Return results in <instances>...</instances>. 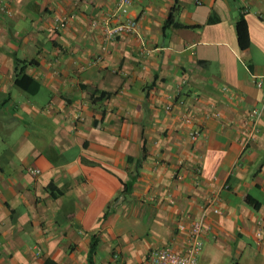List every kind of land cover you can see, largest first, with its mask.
Wrapping results in <instances>:
<instances>
[{"label":"crops","instance_id":"crops-1","mask_svg":"<svg viewBox=\"0 0 264 264\" xmlns=\"http://www.w3.org/2000/svg\"><path fill=\"white\" fill-rule=\"evenodd\" d=\"M197 219L201 264H264V0H0V264H152Z\"/></svg>","mask_w":264,"mask_h":264},{"label":"built area","instance_id":"built-area-1","mask_svg":"<svg viewBox=\"0 0 264 264\" xmlns=\"http://www.w3.org/2000/svg\"><path fill=\"white\" fill-rule=\"evenodd\" d=\"M131 0H120V4H128ZM58 22L60 25H64V19H58ZM137 20L136 19H129L126 21H120L119 17L116 18V21L114 23H109L108 21L104 22V34L108 38H115L117 36H120L122 34H127L130 32H133L136 28ZM255 84L257 86L262 85V80L259 79L255 81ZM172 109V105L168 104L165 106V110L170 111ZM257 112V111H256ZM255 112V113H256ZM185 122L190 123L191 122V116L188 113H184L182 115ZM201 131L200 128H195L190 130L189 136L192 140H195L199 135ZM250 134L249 136H251ZM29 173L36 175L40 173V170L36 167H29L28 168ZM211 202H209L208 205H205L204 212L207 211L208 208H211V210L215 213L219 212V208L217 206H214L215 201L218 200V194H214V196L210 199ZM203 219H197L192 220L190 225L188 226V233H189V247L187 249L186 254H179L170 248L167 247H160L152 250L148 257L152 264H201L198 260L199 254L203 248V232L205 230V225L203 223ZM179 230H185L186 225L182 222L178 224Z\"/></svg>","mask_w":264,"mask_h":264},{"label":"trees","instance_id":"trees-1","mask_svg":"<svg viewBox=\"0 0 264 264\" xmlns=\"http://www.w3.org/2000/svg\"><path fill=\"white\" fill-rule=\"evenodd\" d=\"M16 82H21L20 80L16 79ZM103 94V93H102ZM100 94V95H102ZM103 95H108L107 93H104ZM139 163H140V159H139ZM137 168H138V164L135 167V173H133L132 175H130L129 181L126 182L125 184H123V192H128L130 189V186L132 184V182L134 181L135 177H136V172H137ZM96 244V240L95 238L92 239L91 244L89 246V253H88V264H92V254L94 252V246Z\"/></svg>","mask_w":264,"mask_h":264}]
</instances>
